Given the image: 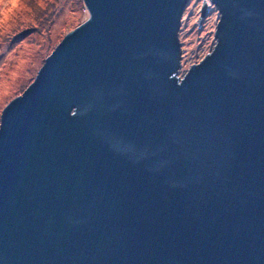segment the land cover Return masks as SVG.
Masks as SVG:
<instances>
[{"label": "water", "instance_id": "95a60500", "mask_svg": "<svg viewBox=\"0 0 264 264\" xmlns=\"http://www.w3.org/2000/svg\"><path fill=\"white\" fill-rule=\"evenodd\" d=\"M0 116V264H264V0H83ZM209 1V2H208Z\"/></svg>", "mask_w": 264, "mask_h": 264}, {"label": "rangeland", "instance_id": "374dc122", "mask_svg": "<svg viewBox=\"0 0 264 264\" xmlns=\"http://www.w3.org/2000/svg\"><path fill=\"white\" fill-rule=\"evenodd\" d=\"M201 5L202 0H187L182 11L178 78L216 44L218 8L209 2L199 24ZM87 17L83 0H0V116L3 105L32 82L65 34Z\"/></svg>", "mask_w": 264, "mask_h": 264}]
</instances>
